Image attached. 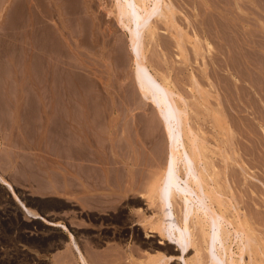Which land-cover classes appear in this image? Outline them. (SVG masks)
Masks as SVG:
<instances>
[{"label": "rangeland", "instance_id": "obj_1", "mask_svg": "<svg viewBox=\"0 0 264 264\" xmlns=\"http://www.w3.org/2000/svg\"><path fill=\"white\" fill-rule=\"evenodd\" d=\"M73 1L75 3L72 2V0H0V264H7L8 262H11V264H17L18 262V264H82L78 254H75L77 252L75 251L74 243L82 250L88 264H107L108 260V264H120L121 261L122 263L125 261L123 264H149L148 259H154L157 256L161 257L162 252L165 253V255L162 256L165 264H211L210 257L214 251L213 244L210 250L204 249L206 243L202 240L203 237L199 232L193 229L194 226L191 223H189L186 234H183L182 220H180L181 217L179 215H176V217L174 215L173 217L174 221L173 224H171L173 229L172 232L167 227L168 217L162 216L161 208L158 206V198L151 197L150 199L149 197L150 194L152 195L153 193L152 188L156 185V176L161 173L164 163L166 162V143L164 130H162L163 127H161L163 122L160 120L159 114H156L157 112H155L154 104L149 100H142L138 86L136 82H134L135 71L138 66L135 53L128 46L131 27L135 28V36L133 37L135 43L139 42L142 49H144V53L140 52L141 47L139 48L137 45L136 52L144 57L143 60L147 66L149 65L153 71L156 70L154 72H158L157 74L162 73L158 75L160 77L168 75L167 83L172 89L178 90L175 91L176 93L179 92L181 95H186L184 96L187 97L186 100L189 103L188 110L189 112L191 111L190 113L193 116L192 117L189 113L190 123L193 122L192 119H195L192 126H194L196 132L199 133V136L205 139V141L203 140L204 142L202 141L203 144L208 146V148L206 145L204 147V149H207L205 150L207 151L205 154L207 156L212 155L210 158L216 159L217 162L222 159L220 162L223 165L225 163L229 164L228 161H230V159H225L226 162H224L223 155L221 156V153L224 154L221 147L225 148L229 145H232L231 147H237V153L239 155L234 153L233 156H236L241 163H237L236 165L239 178L236 185L233 183L232 175L228 172L232 164L229 166L226 165L228 168H225V165L223 166L220 162L217 163L220 164L218 168L222 170L221 173H224V176L226 172L229 174L226 173L227 176L224 177L220 173L222 176L220 180L227 178L226 181L224 180L225 183L221 181V186L225 188L224 184H227L228 189H232L236 193V198L231 197V192L226 191L227 189L225 188L226 190H223L226 192L224 194V200L225 203L229 205V208L232 209L235 208V206L238 208L240 213L238 217L240 219L243 217L245 218L241 220L243 223L242 227L247 225L246 222H250L249 227L247 225L245 226L246 229L245 227L243 228V233L247 228L249 229L252 227V230H247L245 235L247 236L246 233L250 232V237L257 238L256 240L253 239L255 241L252 240L254 244L253 247H251V253L249 251L252 259L248 256L249 253L245 251L244 262L246 264H263L264 0H173V6L176 10V21L173 19V23L171 21L169 23L176 26L173 27L168 23L169 25H167V27L162 22H159L160 28L158 30L160 34H158V44L160 45L157 44L158 46L156 47L153 46L154 42L152 40L154 38L150 39L148 37V21L152 18H156L154 14L156 11L163 10L160 7L158 8V6H156L154 8L150 16L151 19L149 18L150 20L144 18L145 14L148 12L139 9L142 14L139 20L132 17L128 24L123 25L116 19L113 10L114 0ZM21 5L25 9V14L21 13L20 16L17 12L18 9L22 7ZM33 10L34 13H32ZM187 11L188 13H186ZM206 13H209V17ZM187 17L190 18L191 21L189 19V21L184 20V18L187 19ZM203 23L206 25H203ZM188 24L191 25V27ZM192 25L194 28H192ZM176 27H179V29L181 28L180 33L183 32L182 34H187L186 36L189 38V41L187 37L183 41L185 48L184 50L182 49L183 52L181 50L179 51L177 46L174 45L176 43H174ZM220 28L223 30V33L218 30ZM197 31L201 32L198 33ZM216 31L219 35H216ZM157 33L158 32L155 31V35H157ZM199 37L203 39V42L201 41L203 44H199L200 42L198 43V41L201 40ZM44 38L45 40H43ZM51 38H54L53 40L55 41ZM170 38L172 39L170 40ZM196 40L197 43L195 42L194 44ZM215 40L217 41L215 42ZM47 42L50 43L47 44ZM85 42H87V44ZM147 43L149 44L147 45ZM41 44L43 46L42 48ZM196 44H199V46ZM236 44L238 45L236 46ZM162 45H164V47ZM193 45H195V47ZM230 45L231 47H229ZM221 46H224V48ZM198 49L202 51L203 56L201 52L198 53L195 51H198ZM165 50L167 51L165 52ZM53 55H55V57ZM159 58L161 60L155 65ZM202 58L203 60H201ZM204 60L207 63H205ZM203 61L205 64L202 63ZM215 61L218 62L219 65H217ZM208 62L211 64H208ZM251 68H253V70ZM185 71L187 72L185 73ZM193 74L197 77L195 81L193 80V77L195 79ZM190 75L192 80H189ZM198 78L199 80H197ZM211 82L215 84L214 87ZM86 84L88 87H85ZM231 84L236 85L232 86ZM238 84L241 86L244 84V86H242L244 89H237L240 87ZM178 85H181V88L184 87V89H180ZM246 85L247 87H245ZM226 87L228 88L227 91ZM236 91L239 92L237 93ZM94 92H97V94L99 93V95ZM231 94L233 96H231ZM251 94L252 100L248 99V97H251ZM96 95L99 97L97 98ZM215 95L218 97L220 96L221 99L223 98L222 102L225 105L221 104L222 113L225 110L231 112L225 111L226 113L224 112L223 115L217 112L216 105H213L216 101ZM56 97H58L59 100ZM89 99L92 103L91 101L88 102ZM101 99L103 101H101ZM253 99H255V101ZM57 100L58 102L56 103ZM234 100H236V102ZM250 100L251 102L249 103ZM228 102H233V104ZM95 103L96 105L94 107ZM90 105H92L95 110H93ZM232 105H234V107ZM236 105L238 106L236 107ZM89 109L92 112H90ZM54 114L56 115L54 116ZM93 115L95 116L93 117ZM57 117H60V120ZM77 118H79V121ZM87 120L91 121L89 122ZM225 121L227 122L225 123ZM235 121L237 122V127H234L232 124ZM66 122L70 124L67 125L68 123ZM229 123H231V125H229ZM59 124L63 126L60 127ZM95 125L98 126L95 128ZM230 126H233V128ZM250 126L254 129L251 128V130ZM55 127V132L59 129L62 131L60 132L61 134L52 132ZM60 128L64 129L62 130ZM73 128L77 129L74 131ZM237 128L239 129L237 130ZM246 128V131H252V133H245L244 130ZM213 129L216 130L213 132ZM93 130L94 132H92ZM121 133H123V135ZM64 136L66 137V142L68 139L71 146L64 142ZM134 137L136 139H134ZM72 138H75V140ZM128 138L130 141H128ZM227 138L231 140L225 142ZM70 139L74 142H71ZM249 139H251V141ZM141 140L143 141L141 142ZM232 140L233 142L237 140V142L235 144H230L229 142H232ZM75 141L77 143H75ZM58 142L59 145L61 142L70 147L76 144L77 147L76 145L74 147L76 153H69L71 148H68V150L66 149L68 146L66 147L64 146L65 144H63L64 148L66 147L65 149L68 150V153L72 154H66L69 155V157H64L67 151L64 150L61 144L59 150L61 149V151L64 150L65 152L64 155L63 153L62 155H58L61 154L57 148ZM252 142L253 145L250 144ZM92 143L94 145H92ZM248 146H251V150ZM76 148H79L77 149L79 152H77ZM82 149H85V151ZM72 151L74 150L72 149ZM80 151L82 156L87 154L86 157L88 160L85 156L81 157ZM119 152H121L122 155H120ZM77 153H79L78 155H80V158ZM60 156H62V158ZM71 156L72 158L76 156L77 159H72ZM90 156H92V159ZM27 158L31 159L30 168L35 170L32 172L33 176L37 174V172H40L41 177L49 181V184L53 183L55 180L53 184L57 186L60 182L59 181L57 184V181L60 179L62 180V182H60L62 186L59 185L57 188L52 187V189H50V191L48 190L46 193L34 192L30 185L23 182L33 178L32 174L30 176L28 171H26V165L28 163L26 160ZM257 158H259V160ZM114 159H116V161ZM90 161L93 162L90 163ZM64 163L66 165H64ZM239 164L242 167L244 166V169H242ZM75 167L79 168V170ZM238 167L241 169L239 168L238 170ZM96 168L98 170L101 169V171H97ZM97 172L99 173L97 174ZM55 173L58 174V176L60 174V176L57 177V181L55 179L56 177H54ZM49 175H51V177ZM102 176H104V178ZM72 177L74 179H72ZM80 177H82V179ZM7 183H9L10 186ZM97 185L98 188H95ZM77 187L81 190L76 189ZM126 188L127 191L125 190ZM112 200L114 201L113 203L111 202ZM102 201L105 202V204ZM251 210L254 211V216H251L253 213ZM231 211L229 214L227 213L228 211L225 212L227 218L233 216L231 215ZM247 215L249 217H247ZM160 218H162L163 221H160ZM252 223L254 224L253 226ZM253 230L254 233L252 232ZM252 234L255 237L251 236ZM148 238L153 241L160 240V244L154 242L155 245H160L159 248L152 249V246L146 243ZM190 240H192V243H188ZM232 243L231 248L233 251H236L237 248H234L236 247L234 246L235 243L233 241ZM83 246L84 248L86 247L87 250L86 248L84 249ZM164 247L167 248L164 249ZM104 250L109 254L106 252L107 255H103H106L109 259L105 256L102 260L101 254L105 252ZM110 251L117 252L118 255L113 252V254H110ZM207 254L208 256L206 257ZM92 255L97 259L100 258L99 256L101 255L102 261L105 259L108 260L107 262L105 261V263H102L101 260V262H97V259L94 260L95 258H93ZM56 258L58 259L56 260ZM111 258L113 259L112 261L110 260Z\"/></svg>", "mask_w": 264, "mask_h": 264}, {"label": "bare ground", "instance_id": "obj_2", "mask_svg": "<svg viewBox=\"0 0 264 264\" xmlns=\"http://www.w3.org/2000/svg\"><path fill=\"white\" fill-rule=\"evenodd\" d=\"M43 2V1H42ZM41 2V3H42ZM72 2H74L73 0H72ZM174 1L173 0H114V12H115V15H116V19H117V21L118 22H120L121 24H123V25H126V24H128L129 23V21H130V19L133 17L134 19H136V20H139V18L141 17V13H140V11H139V9H142V10H145V11H147L148 13L147 14H145V16H144V18L146 19V20H148L149 18H150V16H151V14H152V12H153V10H154V8L156 7V6H158V8L160 7L161 9H163V10H158V11H156L154 14L156 15V18H150L149 20L150 21H148V37L151 39V38H154L152 41L154 42V44H153V46H158V45H160V44H158V34H160L159 32V28H160V26H159V22H162L163 24H165V26H167V25H171V26H173V27H175L174 26V24L172 25L171 23H169L170 21L172 22V20L173 19H175V21H176V15H175V13H176V10H175V8H174V6H173V3ZM187 2V1H186ZM190 2V1H189ZM26 3V2H25ZM71 3V2H70ZM75 3V2H74ZM40 4V3H39ZM42 4H44V3H42ZM71 4H73V3H71ZM41 5V4H40ZM74 5V4H73ZM185 5V4H184ZM203 5V4H202ZM22 6V5H21ZM26 6V5H25ZM23 7V6H22ZM22 7H20V9H18V12H17V14L18 15H20L21 16V13H24L25 14V9H24V7L22 8ZM73 7V6H72ZM182 7V6H181ZM203 7V6H202ZM75 8V7H74ZM26 9H27V7H26ZM32 9H34V8H32ZM41 9V8H40ZM73 9V8H72ZM193 9V8H192ZM35 10V9H34ZM34 10H33V12L32 13H34ZM111 10V9H110ZM203 10V9H202ZM15 11V10H14ZM32 11V10H31ZM71 11V10H70ZM204 11H206V10H204ZM30 12V11H29ZM36 12V11H35ZM201 12V11H200ZM16 13V12H15ZM14 13V14H15ZM32 13H31V15H32ZM186 13H188V11L186 12ZM35 14H37V13H35ZM34 14V15H35ZM199 14V13H198ZM207 14V13H206ZM209 14V13H208ZM207 14V15H208ZM214 14V13H213ZM23 15V14H22ZM40 15V14H39ZM189 15V14H188ZM25 16V15H24ZM24 16H23V18H24ZM186 16V15H185ZM190 16V15H189ZM198 16V15H197ZM37 17V16H36ZM40 17V16H39ZM208 17H209V15H208ZM26 18V17H25ZM30 18V17H29ZM180 18H182V17H180ZM207 18V17H206ZM216 18V17H215ZM36 19V18H35ZM42 19V18H41ZM190 20L191 21V19L190 18H188L187 17V19L186 18H184V20ZM220 19V18H219ZM188 20V21H189ZM27 21V20H26ZM34 21V20H33ZM32 21V22H33ZM203 21V20H202ZM217 21H220V20H217ZM30 22V21H29ZM36 22H38V21H36ZM42 22V21H41ZM169 23V24H168ZM173 23V22H172ZM182 23V22H181ZM187 23H189V22H187ZM186 23V24H187ZM191 23V22H190ZM193 23V22H192ZM34 24V23H33ZM33 24H31V25H33ZM193 24H195V23H193ZM197 24V23H196ZM216 24H218V23H216ZM216 24H214V25H216ZM42 25V24H41ZM189 25V24H188ZM203 25H206V24H204L203 23ZM162 26V25H161ZM185 26V25H184ZM190 27H191V25H189ZM223 26V25H222ZM130 27H131V25H130ZM129 27V28H130ZM164 27V26H163ZM168 27V26H167ZM182 27V26H181ZM207 27V26H206ZM217 27V26H216ZM37 28V27H36ZM40 28V27H39ZM162 28V27H161ZM192 28H194V26L192 25ZM195 28H196V25H195ZM205 28V27H204ZM214 28V27H213ZM219 28V27H218ZM163 29V28H162ZM176 30H175V35H174V45H176L177 46V48L179 49V51L181 50L182 51V49L184 50L185 48H184V43H183V41L186 39V37H187V40L189 39L188 38V36H186L187 34H182L183 32H181L180 33V31H181V28L179 29V27L177 28H175ZM182 29H184V28H182ZM165 30V29H164ZM186 30V29H185ZM189 30V29H188ZM198 30V29H197ZM209 30H211V29H209ZM218 30H220L222 33H223V30H221V28L220 29H218ZM41 31V30H40ZM43 31V30H42ZM45 31V30H44ZM155 31H157L158 33H157V35H155ZM184 31V30H183ZM187 31V30H186ZM185 31V32H186ZM220 31H218V32H220ZM234 31V30H233ZM172 32V31H171ZM184 32V33H185ZM196 32V31H195ZM198 32V31H197ZM199 32H201V31H199ZM198 32V33H199ZM220 32V33H221ZM226 32V31H225ZM39 33V32H38ZM50 33V32H49ZM198 33H197V35H198ZM206 33V32H205ZM210 33V32H209ZM215 33H217V31L215 32ZM215 33H214V35H215ZM166 34V33H165ZM196 34V33H195ZM44 35V34H43ZM42 35V36H43ZM47 35H48V33H47ZM46 35V36H47ZM185 35V36H184ZM216 35H219L218 33L216 34ZM221 35V34H220ZM41 36V37H42ZM50 36V35H49ZM48 36V37H49ZM135 36V28L134 27H131L130 28V38H129V44H128V46H129V48L131 49V50H133L134 51V53H135V58H136V60H137V68H136V74H135V76H134V82H136V84H137V86H138V89H139V92L141 93V97H142V100L144 99L145 101H151V103L152 104H154V109H155V112H157L156 114L158 115L159 114V118H160V120L163 122V124H162V126L161 127H163V129L162 130H164L163 132H164V138H165V143H166V155H165V163H164V166H163V169L161 170V173H159V174H157V180H155V187H153L152 189H153V193H152V195L150 194V199H151V197H155V198H158V200H159V203H158V206L161 208V211H162V216H164V217H168V221H167V227H168V229H170L172 232H173V229H172V225L171 224H173V221H174V219H173V217H174V215H175V217H176V215H179L181 218H180V220H182V233L183 234H186V232H187V230H188V227H189V223H191V224H193V226H194V228L193 229H196L198 232H199V234L203 237V241L206 243V246H204V249H208V250H210L211 249V245L213 244V248H214V251H213V253H212V255H211V257H210V262H211V264H244L245 262V258H244V252L245 251H247V253H249V251H250V253H251V247H253V241H255L256 239L255 238H252V237H250V232L249 231H251L252 229V227L251 228H247V230H249L248 232L249 233H246L247 234V236L245 235V232L247 231V230H245V232L243 233V228L245 227V226H247L248 225V227H249V223H247L246 222V224L247 225H245L244 227H242L243 226V223L241 222V220H244L245 218L243 217V218H239L238 217V214H240L239 213V211H238V208L235 206V208H229V205L227 204V203H225V200H224V194L226 193V192H224L223 190H226V191H228V192H231V194H230V196L231 197H235V191L234 190H232V189H228V185L227 184H224L225 185V188H224V186L222 187L221 186V184L222 183H225V181H226V179L224 178L225 176H227V174H228V172H229V174H231L232 176L231 177H233L232 179H233V183L236 185L237 183H238V181H239V178H238V175H237V163H241L240 161H239V159L235 156H233L234 155V153H236L237 155H239L238 153H237V147H231L229 144V146H226L225 148H222L221 146V149L223 150V152H224V154L223 153H221V156L223 155V159L225 160H227V159H230V161H228L229 162V164H224L225 165V168H228L227 166H229L230 164H232V165H230V168L228 169V172H226L225 173V176L221 173L222 172V170L221 169H219L218 168V165H220V164H222L221 162H220V160H222V159H220L219 160V162H220V164H217V163H219V162H217V160L216 159H213V158H210L212 155H210V156H207L205 153L207 152V151H205V150H207V149H204V147H205V145L206 144H203V142L205 141V139H203L202 137H200L199 136V133H197L196 132V130H195V128H194V126H192L193 125V122H194V120L192 119V123H190V121L191 120H189V113L191 112H189V110H188V108H189V103H188V101L186 100V98L187 97H185L186 95L185 94H183V95H181L179 92H175V91H178V90H174V89H172V87L167 83V81H168V75L167 76H162V77H160V76H158L159 74H162V73H159V74H157L158 72H154V71H156V70H152L151 68H150V66L148 67L147 66V64L144 62V57H142V56H140V54L139 53H137L136 52V46L138 45L139 46V48L141 47V45L139 44V42H136L135 43V40L133 39V37ZM161 37V36H160ZM198 37V36H197ZM212 37V36H211ZM200 39H201V37H199ZM218 38V37H217ZM231 38H233V37H231ZM52 39V38H51ZM54 39V38H53ZM52 39V40H53ZM169 39V38H168ZM172 38H170V40H171ZM208 39V38H207ZM211 39V38H210ZM214 39V38H213ZM219 39V38H218ZM217 39V40H218ZM226 39V38H225ZM250 39V38H249ZM42 40V39H41ZM40 40V41H41ZM43 40H45V38L43 39ZM51 40V41H52ZM85 40V39H84ZM157 40V41H156ZM169 40V41H170ZM197 40H199V39H197ZM197 40L196 41H194V44H195V42L197 43ZM203 39H201V40H199L198 41V43L199 44H201L203 41H202ZM212 40V39H211ZM217 40H215V42L217 41ZM221 40V39H220ZM238 40V39H237ZM39 41V40H38ZM47 41V40H46ZM45 41V42H46ZM49 41V40H48ZM53 41H55V40H53ZM189 41V40H188ZM202 41V42H201ZM249 41V40H248ZM81 42V41H80ZM223 42V41H222ZM236 42V41H235ZM250 42V41H249ZM248 42V43H249ZM48 43H50V42H47V44ZM86 44H87V42H85ZM160 43V42H159ZM164 43V42H163ZM225 43H226V41H225ZM43 44V43H42ZM42 44H41V48L43 47L42 46ZM84 44V43H83ZM85 44V45H86ZM149 43H147V45H148ZM151 44V45H152ZM158 44V45H157ZM199 44L197 45V46H199ZM203 44V43H202ZM208 44V43H207ZM215 44V43H214ZM239 44V43H238ZM238 44H236V46L238 45ZM54 45V44H53ZM232 45V44H231ZM231 45L229 46V47H231ZM47 46V45H46ZM84 46V45H83ZM163 47H164V45H162ZM194 47H195V45H193ZM192 46V47H193ZM51 47H53V46H51ZM60 47V46H59ZM169 47V46H168ZM180 47H181V49H180ZM193 47V48H194ZM208 47V46H207ZM222 47V46H221ZM233 47V46H232ZM49 48V47H48ZM61 48V47H60ZM189 48V47H188ZM199 48V47H198ZM201 48V47H200ZM216 48V47H215ZM222 48H224V46L222 47ZM46 49V48H45ZM52 49V48H51ZM54 49V48H53ZM57 49H59V48H57ZM196 49V48H195ZM203 49V48H202ZM213 49V48H212ZM226 49V48H225ZM230 49V48H229ZM39 50V49H38ZM43 50V49H42ZM48 50V49H47ZM159 50V49H158ZM200 49H198V51L197 50H195L196 52H198V53H200L201 52V54H202V51H199ZM215 50V49H214ZM219 50V49H218ZM220 50H221V48H220ZM44 51V50H43ZM56 51V50H55ZM60 51V50H59ZM155 51V50H154ZM160 51V50H159ZM158 51V52H159ZM167 50H165V52H166ZM170 51H172V50H170ZM205 51H206V49H205ZM208 51V50H207ZM213 51V50H212ZM222 51H223V49H222ZM42 52V51H41ZM45 52V51H44ZM54 52V51H53ZM61 52H62V50H61ZM140 52H142V53H144V49H142V47H141V49H140ZM178 52V51H177ZM183 52V51H182ZM216 52H218V51H216ZM234 52V51H233ZM254 52V51H253ZM212 53V52H211ZM225 53V52H224ZM235 53V52H234ZM252 53V52H251ZM250 53V54H251ZM44 54V53H43ZM54 54H56V53H54ZM81 54H82V52H81ZM170 54V53H169ZM201 54H199V55H201ZM205 54H207V53H205ZM223 54V53H222ZM254 54V53H253ZM189 55V54H188ZM195 55H198V54H195ZM225 55V54H224ZM54 57H55V55H53ZM58 56V55H57ZM202 56H203V54H202ZM201 56V57H202ZM213 56H215V55H213ZM216 56H217V54H216ZM251 56V55H250ZM54 57H53V59H54ZM59 57V56H58ZM157 57H159V56H157ZM161 57V56H160ZM206 57V56H205ZM218 57H220V56H218ZM230 57V56H229ZM234 57V56H233ZM232 57V58H233ZM253 57V56H252ZM41 58H42V56H41ZM153 58V57H152ZM155 58V57H154ZM162 58V57H161ZM170 58V57H169ZM172 58V57H171ZM179 58H180V56H179ZM40 59V58H39ZM56 59V58H55ZM168 59V58H167ZM214 59V58H213ZM216 59H217V57H216ZM42 60H43V58H42ZM42 60H40V61H42ZM154 60V59H153ZM161 59L159 58V60L157 61V63L155 64V65H157L158 64V62L160 61ZM172 60H173V58H172ZM201 60H203V58L201 59ZM205 60H207V59H205ZM204 60V61H205ZM212 60V59H211ZM250 60V59H249ZM49 61V60H48ZM167 61V60H166ZM182 61V60H181ZM204 61L202 62L203 64H205V63H207L206 61H205V63H204ZM208 61V60H207ZM226 62H228L227 60H225ZM224 61V62H225ZM252 61V60H251ZM43 62V61H42ZM154 62V61H153ZM216 62V61H215ZM221 62H223V61H221ZM253 62V61H252ZM161 63V62H160ZM159 63V64H160ZM164 63V62H163ZM173 63V62H172ZM181 63V62H180ZM184 63V62H183ZM189 63H191V62H189ZM217 63V65H219L218 64V62H216ZM44 64V63H43ZM57 64V63H56ZM151 64H154V63H151ZM203 64H201V65H203ZM208 64H211V63H209L208 62ZM253 64V63H252ZM164 65V64H163ZM169 65V64H168ZM194 65V64H193ZM207 65V64H206ZM214 65V64H213ZM223 65V64H222ZM248 65V64H247ZM185 66V65H184ZM221 66V65H220ZM178 67V66H177ZM196 67V66H195ZM222 67V66H221ZM221 67H220V69H221ZM249 67V66H248ZM251 67V66H250ZM154 69V68H153ZM177 69V68H176ZM252 70H253V68H251ZM186 70V69H185ZM198 70V69H197ZM223 70V69H222ZM181 71V70H180ZM224 71V70H223ZM228 71V70H227ZM187 71H185V73H186ZM196 72V71H195ZM198 72H199V70H198ZM217 72H219V71H217ZM165 73H167V72H165ZM173 73V72H172ZM211 73V72H210ZM249 73H250V71H249ZM174 74V73H173ZM177 74V73H176ZM184 74V73H183ZM197 74V73H196ZM184 75H186V74H184ZM194 76H195V74H193ZM253 75V74H252ZM176 76H178V75H176ZM183 76V75H182ZM202 76V75H201ZM217 76V75H216ZM220 76V75H219ZM229 76V75H228ZM164 77V78H163ZM190 78H189V80L191 79L192 80V78H191V75L189 76ZM253 77V76H252ZM196 76H195V79H194V77H193V80L195 81L196 80ZM206 78V77H205ZM225 78V77H224ZM231 78V77H230ZM238 78H240V77H238ZM248 78V77H247ZM215 79V78H214ZM221 79V78H220ZM223 79V78H222ZM228 79H229V77H228ZM174 80V79H173ZM197 80H199V78L197 79ZM211 80V79H210ZM218 80H219V78H218ZM249 80V79H248ZM193 81V82H194ZM224 81V80H223ZM230 81V80H229ZM233 81V80H232ZM242 81V80H241ZM58 82V81H57ZM174 82V81H173ZM190 82V81H189ZM214 82V81H213ZM213 82H211V84L213 83ZM219 82H221V81H219ZM225 82V81H224ZM176 83V82H175ZM174 83V84H175ZM185 83V82H184ZM187 83V82H186ZM236 83V82H235ZM210 84V83H209ZM210 84V85H211ZM217 84V83H216ZM220 84V83H219ZM223 84V83H222ZM225 84V83H224ZM229 84V83H228ZM237 84V83H236ZM235 84V85H236ZM213 85V87H214V85L215 84H212ZM227 85V84H226ZM232 86L234 85V84H231ZM234 85V86H235ZM239 85V84H238ZM254 85V84H253ZM87 86V84L85 85V87ZM172 86H173V84H172ZM180 86V89H184V87L183 88H181L182 86L181 85H178V87ZM225 86V85H224ZM230 86V85H229ZM228 86V87H229ZM240 87H238L237 89H239V90H241L243 87L242 86H244V84L241 86V85H239ZM88 87V86H87ZM174 87V86H173ZM245 87H247V85L245 86ZM188 88V87H187ZM218 88V87H217ZM227 88V87H226ZM234 88V87H233ZM236 88V87H235ZM87 89V88H86ZM189 89V88H188ZM224 89V88H223ZM231 89V88H230ZM244 89V88H243ZM60 90V89H59ZM189 90H191V89H189ZM228 90V88L226 89V91ZM181 91V90H180ZM221 91V90H220ZM234 91V90H233ZM247 91V90H246ZM237 92V91H236ZM239 92V91H238ZM237 92V93H238ZM249 92V91H248ZM48 93V92H47ZM94 93H96L97 94V92H94ZM94 93H93V96H94ZM186 93V92H185ZM225 93V92H224ZM230 93V92H229ZM234 93V92H233ZM251 93H253V92H251ZM59 94V93H58ZM57 95V94H56ZM60 95V94H59ZM90 95V94H89ZM88 95V96H89ZM97 95H99V93L97 94ZM97 95H96V97H97ZM185 95V96H184ZM196 95V94H195ZM225 95V94H224ZM227 95V94H226ZM237 95V94H236ZM235 95V96H236ZM187 96H188V94H187ZM231 96H233L232 94H231ZM92 97V96H91ZM99 97V96H98ZM97 97V98H98ZM101 97V96H100ZM119 97V96H118ZM122 97V96H121ZM200 97V96H199ZM210 97H213V96H210ZM223 97V96H222ZM225 97V96H224ZM56 98H58V97H56ZM89 98V97H88ZM87 98V99H88ZM190 98V97H189ZM227 98H229V97H227ZM231 98V97H230ZM238 98V97H237ZM254 98V97H253ZM61 99V98H60ZM93 99V98H92ZM100 99V98H99ZM215 99H216V101H215V103L213 104L214 106L216 105V110H217V112L220 114V115H223V113L225 112V111H227V110H225L223 113H222V105L221 104H224L223 102H222V99L220 98V96L218 97V96H216L215 95ZM248 99H251L252 100V94H251V97L249 98L248 97ZM58 100H59V98H58ZM58 100L56 101V103L58 102ZM96 100V99H95ZM226 100V99H225ZM251 100L249 101V103L251 102ZM254 101H255V99H253ZM89 101H91L90 99L88 100V102ZM101 101H103L102 99H101ZM135 101V100H134ZM214 101V100H213ZM231 101V100H230ZM235 102H236V100H234ZM238 101V100H237ZM99 102V101H98ZM97 102V103H98ZM117 102V101H116ZM122 102V101H121ZM128 102V101H127ZM196 102H198V101H196ZM91 103H92V101H91ZM115 103V102H114ZM147 103V102H146ZM199 103V102H198ZM228 103H230V102H228ZM55 104V103H54ZM87 104V103H86ZM98 104H100V103H98ZM97 104V105H98ZM126 104V103H125ZM131 104V103H130ZM142 104V103H141ZM149 104V103H148ZM204 104V103H203ZM230 104H233V102L232 103H230ZM238 104V103H237ZM57 105V104H56ZM63 105V104H62ZM89 105V104H88ZM87 105V106H88ZM93 105V104H92ZM92 105H90V106H92ZM95 105H96V103L94 104V107H95ZM116 105V104H115ZM129 105V104H128ZM225 105V104H224ZM223 105V106H224ZM226 105H228V104H226ZM238 105H240V104H238ZM238 105H236V107L238 106ZM247 105H249V104H247ZM118 106V105H117ZM137 106V105H136ZM144 106V105H143ZM206 106V105H205ZM231 106V105H230ZM233 107H234V105H232ZM250 106V105H249ZM253 106V105H252ZM55 107H57V106H55ZM58 107H60V106H58ZM93 106H92V109L94 108ZM98 107V106H97ZM130 107H132V106H130ZM235 107V108H236ZM89 108V107H88ZM100 108V107H99ZM98 108V109H99ZM200 108V107H199ZM207 108V107H206ZM240 108V107H239ZM61 109V108H60ZM91 109V108H90ZM89 109V110H90ZM120 109V108H119ZM229 109V108H228ZM58 110V109H57ZM85 110H86V107H85ZM88 110V111H89ZM93 110H95V109H93ZM96 110H97V108H96ZM118 110V109H117ZM129 110V109H128ZM237 110H238V108H237ZM236 110V111H237ZM82 111V110H81ZM212 111V110H211ZM247 111H248V109H247ZM55 112V111H54ZM90 112H92L91 110H90ZM198 112V111H197ZM227 112H231V111H227ZM233 112V111H232ZM235 112V111H234ZM42 113V112H41ZM86 113V112H85ZM200 113V112H199ZM206 113V112H205ZM211 113V112H210ZM226 113V112H225ZM250 113V112H249ZM63 114V113H62ZM88 114H89V112H88ZM91 114H93V113H91ZM95 114V113H94ZM191 114V113H190ZM232 114V113H231ZM230 114V115H231ZM56 114H54V116H55ZM60 115V114H59ZM84 115H86V114H84ZM132 115V114H131ZM213 115H215V114H213ZM233 115H234V113H233ZM232 115V116H233ZM237 115V114H236ZM70 116V115H69ZM75 116V115H74ZM80 116V115H79ZM82 116V115H81ZM89 116H91V115H89ZM95 115H93V117H94ZM191 116H192V114H191ZM39 117V116H38ZM43 117V116H42ZM73 117V116H72ZM92 117V118H93ZM136 117V116H135ZM134 117V118H135ZM193 117V116H192ZM239 117V116H238ZM253 117H254V115H253ZM53 118V117H52ZM58 118V117H57ZM56 118V119H57ZM60 118V117H59ZM58 118V119H59ZM62 118V117H61ZM86 118V117H85ZM90 118V117H89ZM91 118V119H92ZM97 118V117H96ZM100 118H101V116H100ZM124 118V117H123ZM227 118H228V116H227ZM230 118H232V117H230ZM234 118V117H233ZM247 118V117H246ZM64 119V118H63ZM79 118H77V120H78ZM82 119V118H81ZM103 119V118H102ZM121 119V118H120ZM236 119V118H235ZM40 120V119H39ZM39 120H37V121H39ZM60 120V119H59ZM70 120V119H69ZM75 120V119H74ZM84 120V119H83ZM86 120V119H85ZM126 120V119H125ZM206 120H208V119H206ZM221 120V119H220ZM226 120V119H225ZM240 120V119H239ZM246 120V119H245ZM66 121V120H65ZM79 121V120H78ZM87 121H89V120H87ZM91 121V120H90ZM89 121V122H90ZM132 121V120H131ZM137 121V120H136ZM141 121H142V119H141ZM212 121V120H211ZM210 121V122H211ZM233 121V120H232ZM237 121V120H236ZM233 122L232 124L234 125V127L236 126L237 127V122ZM55 122H60V121H55ZM54 122V123H55ZM71 122V121H70ZM75 122V121H74ZM100 122V121H99ZM118 122V121H117ZM128 122V121H127ZM134 122V121H133ZM209 122V123H210ZM224 122V121H223ZM227 121H225V123H226ZM231 122V121H230ZM241 122V121H240ZM245 122V121H244ZM253 122V121H252ZM51 123V122H50ZM62 123V122H61ZM66 123H68V122H66ZM77 123V122H76ZM92 123V122H91ZM119 123V122H118ZM117 123V124H118ZM129 123H130V121H129ZM132 123V122H131ZM135 123V122H134ZM137 123H139V122H137ZM214 123V122H213ZM221 123V122H220ZM57 124V123H56ZM64 124V123H63ZM70 123H68L67 125H69ZM82 124V123H81ZM96 124V123H95ZM102 124V123H101ZM105 124V123H104ZM123 124V123H122ZM204 124V123H203ZM245 124H247V123H245ZM252 124V123H251ZM34 125V124H33ZM65 125V124H64ZM128 125V124H127ZM131 125V124H130ZM135 125H136V123H135ZM144 125V124H143ZM229 125H231V123H229ZM50 126V125H49ZM56 127H58L57 125H55ZM59 126L60 127H62L60 124H59ZM66 126V125H65ZM84 126V125H83ZM86 126V125H85ZM96 126H98V125H95V128H96ZM133 126V125H132ZM138 126V125H137ZM140 126V125H139ZM195 126H196V124H195ZM244 126V125H243ZM249 126V125H248ZM247 126V127H248ZM48 127V126H47ZM56 127L54 128V130L52 131V132H55L56 130ZM67 127V126H66ZM123 127V126H122ZM125 127H126V125H125ZM135 127V126H134ZM202 127V126H201ZM204 127V126H203ZM208 127V126H207ZM215 127V126H214ZM230 127H232L233 128V126H230ZM51 128V127H50ZM84 128V127H83ZM90 128V127H89ZM98 128V127H97ZM105 128H107V127H105ZM196 128H197V126H196ZM211 128V127H210ZM209 128V129H210ZM245 128V127H244ZM252 127L250 126V129H251ZM52 129V128H51ZM60 129H62V128H60ZM64 129V128H63ZM62 129V130H63ZM74 129V128H73ZM77 129V128H76ZM76 129H74V131L76 130ZM82 129V128H81ZM131 129H132V127H131ZM135 129V128H134ZM202 129V128H201ZM204 129V128H203ZM236 129V128H235ZM239 128H237V130H238ZM249 129V128H248ZM249 129V130H250ZM252 129H254V128H252ZM251 129V130H252ZM69 130V129H68ZM87 130H89V129H87ZM102 130V129H101ZM106 130V129H105ZM139 130V129H138ZM207 130H208V128H207ZM216 129H213V132L215 131ZM233 130V129H232ZM247 130V128L244 130V132L246 133V132H249V131H246ZM59 131V132H58ZM82 131V130H81ZM86 131V130H85ZM95 131H96V129H95ZM118 131V130H117ZM116 131V132H117ZM125 131V130H124ZM132 131V130H131ZM136 131V130H135ZM212 131V130H211ZM241 131V130H240ZM243 131V130H242ZM254 131V130H253ZM60 132H62V131H60L59 129L57 130V132H55V133H59V134H61ZM71 132H73V131H71ZM92 132H94V130L92 131ZM97 132V131H96ZM102 132V131H101ZM101 132H100V134H101ZM106 132V131H105ZM112 132H113V129H112ZM112 132H111V134H112ZM127 132V131H126ZM133 132V131H132ZM136 132H138V131H136ZM235 132H237V131H235ZM239 132V131H238ZM251 133H252V131H250ZM249 132V133H250ZM63 133H66V132H63ZM88 133H90V132H88ZM128 133V132H127ZM248 133V134H249ZM264 133V132H263ZM76 134V133H75ZM92 134V133H91ZM99 134V133H98ZM105 134V133H104ZM117 134V133H116ZM118 134H119V132H118ZM122 135H123V133H121ZM135 134V133H134ZM133 134V135H134ZM237 134V133H236ZM235 134V135H236ZM65 135V134H64ZM90 135V134H89ZM95 135V134H94ZM103 135V134H102ZM213 135V134H212ZM218 135V134H217ZM227 135V134H226ZM250 135V134H249ZM54 136H56V135H54ZM66 136V135H65ZM64 136V142L66 143V144H69L70 146H71V144L68 142L69 140L67 139V142H66V137ZM137 136H138V134H137ZM216 136V135H215ZM248 136V135H247ZM75 137H76V135H75ZM89 137V136H88ZM103 137V136H102ZM121 137H123V136H121ZM128 137V136H127ZM213 137V136H212ZM236 137V136H235ZM252 137V136H251ZM261 137H262V135H261ZM54 138V137H53ZM58 138H60V137H58ZM69 138V137H68ZM79 138V137H78ZM90 138V137H89ZM105 138V137H104ZM103 138V139H104ZM113 138H114V136H113ZM120 138V137H119ZM126 138V137H125ZM140 138H142V137H140ZM219 138V137H218ZM264 138V137H263ZM61 139H62V137H61ZM60 139V140H61ZM73 139V138H72ZM117 139V138H116ZM133 139V138H132ZM134 139H136L135 137H134ZM210 139H211V137H210ZM214 139V138H213ZM220 139V138H219ZM241 139V138H240ZM253 139V138H252ZM54 140V139H53ZM59 140V139H58ZM73 140H75V138L73 139ZM79 140V139H78ZM85 140V139H84ZM106 140V139H105ZM204 140V141H203ZM215 140H216V138H215ZM227 140H231V139H225V142H227ZM234 140V139H233ZM233 140H232V142H229L230 144L231 143H236L237 142V140H235L236 142H233ZM250 141H251V139H249ZM264 140V139H263ZM63 141V140H62ZM70 141L71 142H74V141H72L71 139H70ZM101 141V140H100ZM108 141V140H107ZM115 141V140H114ZM128 141H130L129 140V138H128ZM143 140H141V142H142ZM203 141V142H202ZM241 141V140H240ZM249 141V142H250ZM55 142V141H54ZM81 142V141H80ZM87 142V141H86ZM93 142V141H92ZM123 142V141H122ZM134 142V141H133ZM145 142V141H144ZM254 142V141H253ZM253 142L252 143H250V144H252L253 145ZM65 143H61L60 142V145L61 146H63V144H65ZM75 143H77L76 141H75ZM91 143V142H90ZM104 143V142H103ZM135 143V142H134ZM247 143V142H246ZM54 144V143H53ZM64 145V146H68L66 149H68V148H71V150H69V153L71 152H73L72 154H74V153H76L75 152V145L74 146H72V147H70L69 145ZM74 144V143H73ZM72 144V145H73ZM85 144V143H84ZM99 144V143H98ZM106 144V143H105ZM126 144V143H125ZM146 144V143H145ZM203 144V145H202ZM212 144V143H211ZM214 144V143H213ZM245 144V143H244ZM57 148H58V150H59V148H61L60 147V145H59V142L57 143ZM87 145V144H86ZM92 145H94L93 143H92ZM104 145V144H103ZM107 145V144H106ZM120 145V144H119ZM138 145V144H137ZM241 145V144H240ZM258 145V144H257ZM64 146H63V148H64ZM99 146V145H98ZM105 146V145H104ZM130 146H133V145H130ZM129 146V147H130ZM145 146V145H144ZM153 146V145H152ZM156 146V145H155ZM207 146V145H206ZM211 146V145H210ZM223 146V145H222ZM235 146V145H234ZM76 147H77V145H76ZM96 147V146H95ZM133 147H135V146H133ZM238 147H240V146H238ZM243 147H244V145H243ZM249 147V146H248ZM251 147V146H250ZM249 147V148H250ZM54 148V147H53ZM56 148V149H57ZM62 148V149H63ZM64 148V150H66ZM83 148V147H82ZM88 148H89V146H88ZM87 148V149H88ZM207 148H208V146H207ZM210 148V147H209ZM213 148V147H212ZM215 148V147H214ZM255 148V147H254ZM72 149L74 150V151H72ZM77 149H79V148H76V150ZM91 149V148H90ZM100 149H102V148H100ZM139 149V148H138ZM145 149H146V147H145ZM156 149V148H155ZM240 149V148H239ZM242 149V148H241ZM260 149V148H259ZM57 150V151H58ZM64 150H62L61 151V149L59 150L60 151V153L61 154H58V155H62V153H63V155H64ZM68 150H66L67 152H65V155L66 154H69L68 153ZM82 150H84L85 151V149H82ZM107 150V149H106ZM117 150V149H116ZM116 150H115V152H116ZM122 150H123V148H122ZM128 150V149H127ZM133 150V149H132ZM135 150V149H134ZM142 150V149H141ZM212 150V149H211ZM242 150H244V149H242ZM246 150V149H245ZM248 150V149H247ZM250 150H251V148H250ZM156 151V150H155ZM260 151H261V149H260ZM77 152H79L78 150H77ZM83 152V151H82ZM89 152V151H88ZM91 152H92V150H91ZM90 152V153H91ZM102 152V151H101ZM118 152V151H117ZM122 152V151H121ZM121 152H119L120 153V155H122L121 154ZM127 152V151H126ZM131 152V151H130ZM134 152V151H133ZM161 152V151H160ZM209 152V151H208ZM213 152H215V151H213ZM222 152V151H221ZM244 152V151H243ZM254 152V151H253ZM257 152V151H256ZM264 152V151H263ZM84 153H87V152H84ZM93 153H95V152H93ZM124 153H125V151H124ZM139 153V152H138ZM143 153V152H142ZM152 153V152H151ZM216 153V152H215ZM250 153V152H249ZM72 154H69V155H72ZM79 153H77V155H78ZM89 154V153H88ZM97 154V153H96ZM133 154V153H132ZM154 154V153H153ZM64 155V157H69V155H66L65 156ZM80 155H81V157H83V156H85L86 157V155H83L82 156V153H81V151H80ZM80 155H78L79 156V158H80ZM108 155V154H107ZM109 155H110V152H109ZM135 155V154H134ZM143 155V154H142ZM141 155V156H142ZM242 155H243V153H242ZM256 155H258V154H256ZM262 155V154H261ZM260 155V156H261ZM264 155V154H263ZM124 156V155H123ZM131 156V155H130ZM138 156V155H137ZM244 156V155H243ZM61 158H62V156H60ZM84 157V158H85ZM88 157H89V155H88ZM91 157V159H92V156H90ZM95 157V156H94ZM106 157V156H105ZM127 157V156H126ZM128 157H129V154H128ZM144 157V156H143ZM157 157V156H156ZM158 157H159V155H158ZM255 157V156H254ZM257 157V156H256ZM71 158H72V156H71ZM74 158V157H73ZM72 158V159H73ZM75 158H76V156H75ZM74 158V159H75ZM87 158V157H86ZM100 158V157H99ZM104 158V157H103ZM112 158V157H111ZM125 158V157H124ZM222 158V157H221ZM243 158H246V157H243ZM264 158V157H263ZM68 159H70V158H68ZM77 159V158H76ZM90 159V158H89ZM90 159V160H91ZM113 159V158H112ZM146 159V158H145ZM154 159V158H153ZM242 159V158H241ZM248 159V158H247ZM258 160H259V158H257ZM64 160V159H63ZM82 160H83V158H82ZM87 160H88V158H87ZM115 161H116V159H114ZM226 160L224 161V162H226ZM58 161H62V160H58ZM74 161H76V160H74ZM102 161H103V159H102ZM107 161V160H106ZM138 161V160H137ZM140 161V160H139ZM143 161V160H142ZM161 161V160H160ZM252 161V160H251ZM66 162V161H65ZM69 162V161H68ZM72 162V161H71ZM91 162H93V161H90V163ZM114 162V161H113ZM131 162V161H130ZM151 162V161H150ZM227 162V163H228ZM231 162V163H230ZM77 163V162H76ZM87 163H88V161H87ZM96 163V162H95ZM101 163H103V162H101ZM109 163V162H108ZM111 163H112V161H111ZM110 163V164H111ZM253 163V162H252ZM263 163V162H262ZM75 164V163H74ZM86 164V163H85ZM93 164V163H92ZM109 164V165H110ZM116 164H118V163H116ZM137 164V163H136ZM64 165H66L65 163H64ZM83 165V164H82ZM107 165V164H106ZM112 165V164H111ZM139 165H141V164H139ZM145 165V164H144ZM160 165V164H159ZM223 165V164H222ZM223 165V166H224ZM227 165V166H226ZM240 165V164H239ZM238 165V166H239ZM252 165V164H251ZM72 166H73V163H72ZM76 166V165H75ZM90 166V165H89ZM134 166H136V165H134ZM133 166V167H134ZM241 166V165H240ZM256 166H257V164H256ZM70 167H71V165H70ZM81 167H84V166H81ZM88 167V166H87ZM94 167V166H93ZM142 167V166H141ZM242 167V166H241ZM255 167V166H254ZM61 168V167H60ZM75 168H77V167H75ZM86 168V167H85ZM89 168V167H88ZM88 168H87V170H88ZM104 168V167H103ZM137 168V167H136ZM239 168L240 167H238V170H239ZM71 169V168H70ZM78 170H79V168H77ZM97 169V168H96ZM115 169H116V167H115ZM123 169V168H122ZM241 169V168H240ZM242 169H244V166L242 167ZM251 169V168H250ZM62 170H63V167H62ZM86 170V169H85ZM91 170V169H90ZM93 170V169H92ZM100 171H101V169H99ZM98 169H97V171H99ZM140 170V169H139ZM230 170V171H229ZM65 171V170H64ZM73 171V170H72ZM80 171H82V170H80ZM114 171V170H113ZM120 171H121V169H120ZM125 171V170H124ZM123 171V172H124ZM134 171V170H133ZM76 172V171H75ZM85 172V171H84ZM54 173V172H53ZM57 173V172H56ZM54 174V177H56L55 179H56V181L58 180L57 179V177H59L60 176V174H59V176H58V174ZM99 172H97V174H98ZM101 173V172H100ZM111 173V172H110ZM117 173H119V172H117ZM133 173V172H132ZM136 173V172H135ZM220 173L222 174V176H224L223 178H224V180L222 179V180H220L221 178H222V176L220 175ZM85 174V173H84ZM109 174V173H108ZM112 174V173H111ZM139 174V173H138ZM228 174V175H229ZM250 174V173H249ZM56 175V176H55ZM82 175V174H81ZM89 175H90V173H89ZM93 175V174H92ZM120 175V174H119ZM141 175V174H140ZM159 175V176H158ZM220 175V176H219ZM50 177H51V175H49ZM69 176V175H68ZM67 176V177H68ZM94 176V175H93ZM132 176V175H131ZM70 177V176H69ZM99 177H101V176H99ZM103 178H104V176H102ZM124 177V176H123ZM137 177H138V175H137ZM229 178H231L230 176H228ZM53 178V177H52ZM61 178V177H60ZM66 178V177H65ZM81 179H82V177H80ZM109 179H112L111 177H108ZM114 178V177H113ZM125 178V177H124ZM128 178V177H127ZM62 179V178H61ZM68 179V178H67ZM66 179V180H67ZM72 179H74L73 177H72ZM71 179V180H72ZM76 179V178H75ZM85 179H86V177H85ZM116 179V178H115ZM135 179V178H134ZM53 180V179H52ZM97 180V179H96ZM95 180V181H96ZM100 180V179H99ZM122 180V179H121ZM62 182V180H58L57 181V184H58V182ZM69 181V180H68ZM73 181H75V180H73ZM72 181V182H73ZM88 181V180H87ZM100 181H102V180H100ZM112 181V180H111ZM157 181V182H156ZM221 181H224V182H222L221 183ZM54 182H55V180H54ZM53 182V183H54ZM59 182V185L61 184ZM70 182V181H69ZM94 182V181H93ZM92 182V183H93ZM110 182V181H109ZM108 182V183H109ZM113 182V181H112ZM231 182H232V180H231ZM44 183V182H43ZM86 183V182H85ZM96 183V182H95ZM95 183H94V185H95ZM102 183V182H101ZM105 183V182H104ZM103 183V184H104ZM115 183V182H114ZM119 183H122V182H119ZM134 183H135V181H134ZM9 186H10V184L9 183H7ZM100 184V183H99ZM98 184V185H99ZM102 184V185H103ZM123 184V183H122ZM55 185V184H54ZM59 185H57L58 187H59ZM70 185V184H69ZM76 185H78V184H76ZM75 185V186H76ZM87 185V184H86ZM98 185H97V187H95V188H98ZM114 185V184H113ZM127 185V184H126ZM136 185V184H135ZM43 186V185H42ZM56 186V185H55ZM57 186H56V188H57ZM60 186H62V185H60ZM91 186V185H90ZM89 186V187H90ZM104 186V185H103ZM117 186V185H116ZM115 186V187H116ZM125 186V185H124ZM128 186V185H127ZM154 186V185H153ZM231 186V185H230ZM80 187V186H79ZM134 187V186H133ZM43 188V187H42ZM48 188V187H47ZM50 188V187H49ZM61 188V187H60ZM68 188V187H67ZM104 188V187H103ZM122 188V187H121ZM44 189V188H43ZM76 189H80V188H76ZM58 190H59V188H58ZM81 190V189H80ZM126 191H127V188L125 189ZM68 191V190H67ZM77 192H79V191H77ZM73 193H75V192H73ZM101 195V194H100ZM112 195V194H111ZM118 195V194H117ZM91 196V195H90ZM93 196V195H92ZM101 196H104V195H101ZM108 196V195H107ZM84 197V196H83ZM96 197H97V195H96ZM105 197V196H104ZM118 197V196H117ZM117 197H116V199H117ZM82 198V197H81ZM86 198H87V196H86ZM88 198H90V197H88ZM95 198V197H94ZM103 198V197H102ZM107 198H109V197H107ZM114 198H115V196H114ZM236 198V197H235ZM85 199V198H84ZM90 199H92V198H90ZM97 199V198H96ZM116 199H114V200H116ZM138 199H140V198H138ZM86 200V199H85ZM89 200V199H88ZM98 200V199H97ZM106 200H108V199H106ZM90 201V200H89ZM88 201V202H89ZM96 201V200H95ZM104 201V200H103ZM102 201V202H103ZM109 201V200H108ZM85 202V201H84ZM112 203L114 202L113 200L111 201ZM48 203V202H47ZM98 203V202H97ZM104 204H105V202H103ZM107 203V202H106ZM111 203V204H112ZM66 204V203H65ZM92 204V203H91ZM95 204V203H94ZM110 204V203H109ZM108 204V205H109ZM227 204V205H226ZM98 205V204H97ZM115 205V204H114ZM100 206V205H99ZM103 206V205H102ZM101 206V207H102ZM111 206H113V205H111ZM216 206V207H215ZM177 210V211H176ZM231 211V215H233V216H231V218L230 217H228L227 218V214L225 215V212L226 211H228L227 213L229 214L230 213V211ZM30 211V210H29ZM252 211V210H251ZM31 212V211H30ZM118 212V211H117ZM253 212V213H252ZM251 213V216H254L253 214H254V211H252ZM5 214V213H4ZM35 214V213H34ZM250 214V213H249ZM248 214V215H249ZM7 215V214H6ZM91 215V214H90ZM117 215V214H116ZM116 215H115V217H116ZM247 215V217H249ZM94 216V215H93ZM97 216V215H96ZM230 216V215H229ZM250 216V217H251ZM104 217V216H103ZM107 217V216H106ZM114 218V217H113ZM105 219V218H104ZM256 219V218H255ZM249 220H250V218H249ZM124 221V220H123ZM160 221H163V219L162 218H160ZM165 221V220H164ZM50 222V221H49ZM95 223V222H94ZM165 223V222H164ZM254 224L252 223V226H253ZM33 229V228H32ZM245 229H246V227H245ZM195 231V230H194ZM125 232V231H124ZM253 233H254V230L252 231ZM262 232V231H261ZM260 232V233H261ZM264 233V232H263ZM92 234V233H91ZM21 236V235H20ZM85 236H86V234H85ZM251 236H253V234L251 235ZM23 237V236H22ZM83 237V236H82ZM145 237H146V235H145ZM253 237H255V236H253ZM35 238V237H34ZM39 238V237H38ZM197 239V238H196ZM253 239H255V240H253ZM34 240V239H33ZM253 240V241H252ZM50 241V240H49ZM160 241V240H159ZM158 240H156V241H153V240H151V239H147L146 240V243H148L149 245H151L152 246V249H158L159 248V246L158 245H155L154 244V242L155 243H157V244H160V242H159ZM232 241L236 244H234V246H236V247H234L235 249H236V251H233V249L231 248V243H232ZM90 242V241H89ZM96 242V241H95ZM98 243V242H97ZM188 243H192V240H190V242L188 241ZM93 244V243H92ZM233 244V243H232ZM148 245V246H149ZM74 246H75V251L77 252V253H75V254H78V257H79V259L81 260L80 262H82V264H88V262H87V259L85 258V256H84V254H83V252H82V250L79 248V246L76 244V243H74ZM89 246V245H88ZM113 247V246H112ZM233 247V246H232ZM68 248V247H67ZM83 248H84V246H83ZM86 248V247H85ZM84 248V249H85ZM91 248V247H90ZM167 247H164V249H166ZM89 249V248H88ZM86 250H87V248H86ZM117 250V249H116ZM89 251V250H88ZM105 251V250H104ZM252 251H253V249H252ZM106 252L107 251H105V252H103L102 254L101 253H99V254H101L102 255V260H103V257H105L107 254H109L108 252H107V254H106ZM111 253L110 254H113V253H115L116 255H118V253L117 252H113V251H110ZM113 252V253H112ZM118 252H119V250H118ZM94 253V252H93ZM121 253V252H120ZM250 253H249V257L251 258V255H250ZM24 254V253H23ZM63 254V253H62ZM62 254H60V255H62ZM89 254V253H88ZM91 254V253H90ZM103 254H106V255H103ZM101 255L99 256L100 258H98L99 259V261H98V259L96 258V257H93V255H92V257L93 258H95L94 260H96L97 259V262H101L102 260H101ZM162 256H164L165 255V253L164 252H162V254H161ZM71 256V255H70ZM91 256V255H90ZM89 256V257H90ZM94 256H96V255H94ZM97 256V257H98ZM109 256V255H108ZM123 256V255H122ZM162 256L161 257H159V256H157V257H155L154 259L153 258H150V259H148V261H149V264H165V262H164V260H163V258H162ZM208 256V254L206 255V257ZM247 256V255H246ZM247 256V257H248ZM21 257V256H20ZM107 257V256H106ZM16 258V257H15ZM71 258V257H70ZM108 258V257H107ZM123 258V257H122ZM125 258V257H124ZM249 258V259H250ZM259 258V257H258ZM58 258H56V260H57ZM65 259V258H64ZM105 259V258H104ZM109 259V258H108ZM108 259H105L104 261H102V263L104 262L105 263V261L107 262V260ZM252 259V258H251ZM20 260V259H19ZM34 260V259H33ZM55 260V261H56ZM92 260V259H91ZM93 260V261H94ZM101 260V261H100ZM111 261L113 260L112 258L110 259ZM248 260V259H247ZM262 260V259H261ZM116 261V260H115ZM129 261V260H128ZM255 261H257V260H255ZM263 261V260H262ZM5 262V261H4ZM13 262V261H12ZM33 262V261H32ZM57 262V261H56ZM68 262V261H67ZM71 262V261H70ZM120 262V261H119ZM125 262V261H124ZM123 262V263H124ZM244 262V263H243ZM19 263V262H18ZM17 263V264H18ZM65 263V262H64ZM75 263V262H74ZM108 263H109V260H108ZM107 263V264H108ZM122 263V261L120 262V264H123ZM140 263V262H139ZM7 264H11V262H8ZM13 264H16V263H13ZM22 264V263H21ZM32 264V263H31ZM35 264V263H34ZM94 264V263H93ZM98 264H100V263H98ZM111 264V263H110ZM117 264V263H116ZM246 264V263H245ZM264 264V263H263Z\"/></svg>", "mask_w": 264, "mask_h": 264}, {"label": "crops", "instance_id": "obj_3", "mask_svg": "<svg viewBox=\"0 0 264 264\" xmlns=\"http://www.w3.org/2000/svg\"><path fill=\"white\" fill-rule=\"evenodd\" d=\"M26 160L28 162L26 165V171H28V173L31 176L32 172H34L35 170L30 168L31 167L30 166L31 165V159L27 158ZM32 176H33V174H32ZM23 182L24 183L26 182L27 185H30V187H32L33 191L36 193H38V192L39 193H46L48 190L50 191V189H52V187L56 188V186H54L53 183L49 184V181H47L44 177H41L40 172H37V174H34L32 179H27V181H23ZM23 182H21V183H23Z\"/></svg>", "mask_w": 264, "mask_h": 264}, {"label": "water", "instance_id": "obj_4", "mask_svg": "<svg viewBox=\"0 0 264 264\" xmlns=\"http://www.w3.org/2000/svg\"><path fill=\"white\" fill-rule=\"evenodd\" d=\"M13 189V188H12ZM15 191V190H14Z\"/></svg>", "mask_w": 264, "mask_h": 264}]
</instances>
